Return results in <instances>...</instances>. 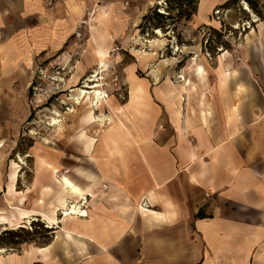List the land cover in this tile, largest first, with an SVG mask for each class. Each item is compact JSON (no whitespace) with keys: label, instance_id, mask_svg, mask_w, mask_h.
Returning <instances> with one entry per match:
<instances>
[{"label":"crops","instance_id":"0c3cea01","mask_svg":"<svg viewBox=\"0 0 264 264\" xmlns=\"http://www.w3.org/2000/svg\"><path fill=\"white\" fill-rule=\"evenodd\" d=\"M43 3L0 0V69L14 66L7 15L44 20ZM108 37L94 35L97 64ZM181 64L129 74L122 99L92 105L70 139L38 141L27 168L0 151V230H51L0 244V264H264V20L214 59ZM100 102L108 115L94 122Z\"/></svg>","mask_w":264,"mask_h":264},{"label":"rangeland","instance_id":"374dc122","mask_svg":"<svg viewBox=\"0 0 264 264\" xmlns=\"http://www.w3.org/2000/svg\"><path fill=\"white\" fill-rule=\"evenodd\" d=\"M208 1L198 0L195 14L189 17L186 12L194 5L189 0H44V20L33 13L28 17L9 13L4 29L12 35L5 39L14 40V66L0 69V110L5 115L0 121H7L12 137L1 153L27 168L24 158L30 163L38 141L68 140L76 131L87 130L91 124L83 119L94 109L93 94L80 104L75 97L82 96V88L93 90L88 87L94 75L103 91L101 101L122 99V80H128L129 74L148 77L155 68L180 71L186 61L197 67L203 54L212 60L222 49L238 44L248 22L251 27L253 21L264 20V0H219L206 11L209 23L203 22L200 7ZM148 14L152 19L146 22ZM97 31L108 34L110 41L100 42L106 47L99 52L98 64ZM177 78L181 79L180 72ZM100 103L97 114L92 112L96 120L109 111L106 103ZM54 119L62 120L61 127L53 124ZM23 228L16 229L17 236H0V244L12 248L50 237V229L42 223L31 221Z\"/></svg>","mask_w":264,"mask_h":264},{"label":"bare ground","instance_id":"6f19581e","mask_svg":"<svg viewBox=\"0 0 264 264\" xmlns=\"http://www.w3.org/2000/svg\"><path fill=\"white\" fill-rule=\"evenodd\" d=\"M103 64V63H102ZM101 66V65H100ZM199 69L202 71V72H204V67L202 66V65H199ZM98 70V69H97ZM94 77V79H89V80H92V82H93V85H91L90 87H88V85L86 86V87H88V88H91V89H93V90H90V91H88L87 89H85V88H82L81 89V94H82V96H79V97H75L76 99H77V104H80V102H81V99L82 98H84L86 95H90V94H93V98H94V102H93V105L94 106H97L98 105V102L103 98V91L101 90V89H99V84L98 83H95V81L97 80V79H95V77H97L96 75H94L93 76ZM104 96H106V95H104ZM75 102V103H76ZM101 119H103V118H97V120L98 121H102ZM97 120H95V122L97 121ZM61 123H62V120H57V119H54V122H53V124H56V125H61ZM70 212H72V213H74V212H76V209H75V207H73L72 208V210L70 211ZM69 212V213H70ZM68 214V213H67ZM76 214V213H75Z\"/></svg>","mask_w":264,"mask_h":264},{"label":"trees","instance_id":"16d2710c","mask_svg":"<svg viewBox=\"0 0 264 264\" xmlns=\"http://www.w3.org/2000/svg\"><path fill=\"white\" fill-rule=\"evenodd\" d=\"M190 1V3H193L194 5H193V7L190 9V11H188V12H186V15L189 17V16H192L193 14H195V12H196V10H197V4H198V0H189ZM158 15V17H164V14H157ZM150 19H152V16L150 15V14H148V15H146L145 17H144V20L146 21V22H148V21H150ZM22 229H24V228H22ZM18 230V229H17ZM17 230H6V231H4V232H2V233H0V236H2L3 234H5V235H15V236H17L18 235V231ZM49 233L51 232V230L49 231V230H47ZM49 238L50 237H48V240H49ZM47 240V241H48ZM1 244H5V245H8V243H6V242H2ZM9 245H11V244H9Z\"/></svg>","mask_w":264,"mask_h":264},{"label":"built area","instance_id":"2783aa9c","mask_svg":"<svg viewBox=\"0 0 264 264\" xmlns=\"http://www.w3.org/2000/svg\"><path fill=\"white\" fill-rule=\"evenodd\" d=\"M216 14H219V11L216 12ZM250 27V23L248 22V28Z\"/></svg>","mask_w":264,"mask_h":264}]
</instances>
